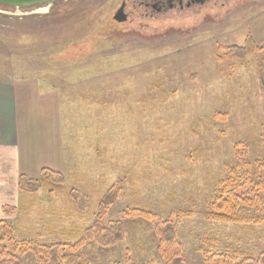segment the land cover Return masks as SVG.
Masks as SVG:
<instances>
[{"label":"rangeland","instance_id":"rangeland-1","mask_svg":"<svg viewBox=\"0 0 264 264\" xmlns=\"http://www.w3.org/2000/svg\"><path fill=\"white\" fill-rule=\"evenodd\" d=\"M121 1L0 9V72L59 87L66 158L62 185L22 194L16 216L3 220L16 241L72 244L119 185L101 223H120L123 239L86 244L80 264L123 262L126 253L136 264H163L152 224L126 217L129 209L171 218L186 264H204L201 249L212 240L213 251L257 256L264 221L213 222L207 206L236 154L264 161V0L113 23ZM248 36L259 53L218 59L219 49L243 46ZM21 259L34 264L31 253Z\"/></svg>","mask_w":264,"mask_h":264},{"label":"trees","instance_id":"trees-1","mask_svg":"<svg viewBox=\"0 0 264 264\" xmlns=\"http://www.w3.org/2000/svg\"><path fill=\"white\" fill-rule=\"evenodd\" d=\"M262 49L257 46L251 36L245 39L243 46H229L219 49L223 54L219 60H242L249 54L259 53ZM264 82V76L262 77ZM218 119L223 116H218ZM222 120V119H221ZM235 152L238 146L234 148ZM237 153V152H236ZM236 163L226 167V175L217 181L215 195L207 206L208 219L217 223L234 225H260L264 219V161L261 159L243 161L240 154L235 155ZM62 173L50 169H42L36 178L20 177L18 191L20 194H34L45 182L55 185L64 183ZM121 187L112 186L102 197L99 214L92 226L83 230L81 238L72 244L52 243L40 244L34 241H16L14 231L5 220H0V264H24L21 257L31 253L34 264H80L78 253L88 243L100 248H108L123 239V228L118 222L101 223L102 216L112 206ZM18 208L5 205L1 212L4 217H14ZM124 215L133 220L140 219L153 226L157 238V251L163 264H186L184 251L178 241L174 222L171 218L160 219L156 215L141 209L126 210ZM181 217H192V213L179 212ZM7 243V245H4ZM213 240L201 249L204 264H264V251L257 256H247L239 252L213 251ZM112 264H136L126 253L123 262Z\"/></svg>","mask_w":264,"mask_h":264},{"label":"crops","instance_id":"crops-1","mask_svg":"<svg viewBox=\"0 0 264 264\" xmlns=\"http://www.w3.org/2000/svg\"><path fill=\"white\" fill-rule=\"evenodd\" d=\"M59 87L0 72V220L5 205L19 206L20 177L42 169L64 172Z\"/></svg>","mask_w":264,"mask_h":264},{"label":"flooded vegetation","instance_id":"flooded-vegetation-1","mask_svg":"<svg viewBox=\"0 0 264 264\" xmlns=\"http://www.w3.org/2000/svg\"><path fill=\"white\" fill-rule=\"evenodd\" d=\"M64 2L65 0H57L52 5L38 6L41 8L49 9L55 3ZM231 0H122L111 16L113 23L114 15L122 8L124 15V22L122 24L132 23L136 21H155L156 19H166L178 17L181 15H188L194 13H201L210 5H220L224 7ZM235 3L249 2L250 0H234ZM233 1V2H234ZM35 8V7H32ZM0 9L8 10L7 8L0 7ZM14 12H19L14 8H11ZM142 24V23H140Z\"/></svg>","mask_w":264,"mask_h":264},{"label":"water","instance_id":"water-1","mask_svg":"<svg viewBox=\"0 0 264 264\" xmlns=\"http://www.w3.org/2000/svg\"><path fill=\"white\" fill-rule=\"evenodd\" d=\"M55 1L57 0H0V6L19 10L42 5H52V3ZM114 20L118 23L124 22L122 8H120L114 15Z\"/></svg>","mask_w":264,"mask_h":264}]
</instances>
